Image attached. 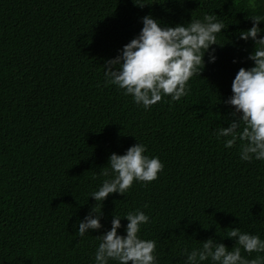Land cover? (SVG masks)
<instances>
[{"label": "trees", "instance_id": "1", "mask_svg": "<svg viewBox=\"0 0 264 264\" xmlns=\"http://www.w3.org/2000/svg\"><path fill=\"white\" fill-rule=\"evenodd\" d=\"M137 2L0 0V264H94L113 215L136 210L150 218L140 236L156 241L158 264H184L183 250L209 238L231 250V228L264 240V161L240 160L241 142L225 148L214 131L228 127L236 73L253 66L254 42L239 32L264 16V0ZM205 14L225 25L217 59L205 54L179 102L165 96L146 111L106 82L105 61L139 34L144 16L175 27ZM138 142L163 163L158 179L97 205L89 195L111 178L110 155ZM93 208L103 227L80 237L77 221Z\"/></svg>", "mask_w": 264, "mask_h": 264}, {"label": "clouds", "instance_id": "2", "mask_svg": "<svg viewBox=\"0 0 264 264\" xmlns=\"http://www.w3.org/2000/svg\"><path fill=\"white\" fill-rule=\"evenodd\" d=\"M134 3L143 6L134 0ZM217 15L205 14L202 19L185 24L161 26V22L151 15L142 18L139 34L119 50L118 55L104 64L107 83L115 85L133 102L150 110L163 97L179 102L190 92V79L200 75L205 66L204 57L209 62L217 59V35L225 29ZM253 26L239 32V39L254 42V50L247 59L253 62L250 68L241 67L232 84V95L224 101L233 111L228 127L218 126L214 131L217 139H224V147L232 148L237 140L241 142L239 158L242 161H264V16L251 17ZM233 63H237L234 59ZM242 128V130H241ZM146 145L141 142L129 147L124 154L112 153L107 168L111 178L105 179L98 190L90 193L97 205H101L110 194L124 195L134 184L147 185L158 179L164 165L159 157L148 156ZM109 176V171L102 173ZM95 208V207H94ZM90 212L83 220H78V235L84 237L89 230H100L101 215ZM128 223L122 226L121 220ZM149 216L143 211L126 213L123 217L113 215L110 230L100 235V243L95 250L94 264H158L156 241L145 240L140 236L141 226L149 223ZM75 226V225H74ZM124 228V234L119 230ZM235 243L229 250L224 243L213 238L202 241V246L188 251L183 250L184 264H264V257L247 260L241 249L247 253L264 252V240L259 235L231 228L225 236Z\"/></svg>", "mask_w": 264, "mask_h": 264}]
</instances>
